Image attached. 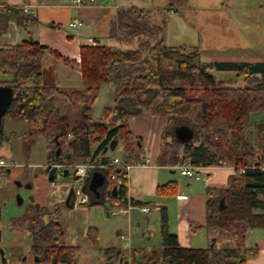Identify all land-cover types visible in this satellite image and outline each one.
I'll list each match as a JSON object with an SVG mask.
<instances>
[{
	"label": "trees",
	"instance_id": "trees-1",
	"mask_svg": "<svg viewBox=\"0 0 264 264\" xmlns=\"http://www.w3.org/2000/svg\"><path fill=\"white\" fill-rule=\"evenodd\" d=\"M167 18L168 11L156 15L136 7L118 10L109 28V38L118 45L80 49L82 90L62 89L45 79L41 59L47 47L26 39L0 48V75L12 77L3 83L14 91L3 117L1 146L6 118L28 120L32 123L31 136L48 135L53 139L48 159L54 162V168L60 167L61 174L71 175L79 165L90 166L85 186L88 206H103L108 212L116 207H138L142 204L128 200L126 166L144 160L140 159L141 141L131 140L129 119L142 117L145 112L161 115L165 121L161 136L166 165L189 160L196 168L227 164L234 170L227 188L207 191L206 225L213 232L245 242L249 231L264 230V122L254 126L261 155H256L245 136L251 114L264 111V63L203 64L196 48L165 43ZM34 21L22 9L4 7L0 11V36L7 33L10 22L26 29ZM53 54L71 65L69 59ZM213 70L235 72L244 85L233 87L219 81L211 74ZM103 85L115 88L114 108L94 120L97 92ZM192 110H196L195 120L188 117ZM180 128L192 132L189 141L177 139ZM118 150L120 163L113 165L117 157L109 153ZM240 170L244 173L239 174ZM96 171L106 178L99 199L89 190L90 177ZM112 175L122 183L112 182ZM54 178L50 177L52 181ZM177 192L174 182L157 189V194L164 197ZM40 210L39 206H28L26 215L18 221L29 233V251L35 263L75 264L82 249L62 244L64 223L50 214L44 221ZM161 232V247L130 250V264H247L259 252L258 247L220 246L219 236L207 249L182 248L177 235L168 229L166 208L161 209ZM87 239L91 246H97L98 229L90 227Z\"/></svg>",
	"mask_w": 264,
	"mask_h": 264
},
{
	"label": "crops",
	"instance_id": "crops-1",
	"mask_svg": "<svg viewBox=\"0 0 264 264\" xmlns=\"http://www.w3.org/2000/svg\"><path fill=\"white\" fill-rule=\"evenodd\" d=\"M76 1L0 0V11L4 7H12L22 9L26 14L35 18V21L26 29H21L14 22H10L7 33L0 36V48L19 44L26 39L47 47L41 59L45 79L62 89L82 90L84 81L80 72L81 47L98 44L116 45L109 42V32L106 29L110 28V23L118 10L136 7L155 13L168 11L165 35L170 32L173 36L174 44L171 47L196 48L200 52L199 59L203 64L264 63V0H181V3L179 0H174L176 4L169 3L168 0H116V4H111L110 0H80L86 5L77 4ZM74 20L78 21V25L71 27L70 24ZM64 26L66 29H63ZM53 51L69 59L71 65L56 58ZM52 68H54L53 76L51 75ZM4 78L7 82L12 79L9 75H4ZM115 98L116 91L113 86H101L97 92L92 118L101 119L106 109H113ZM262 122H264V111L251 114L248 130ZM5 126L7 131L4 132V141H7L12 147L11 151L17 155L18 150L21 152L23 143L29 142L31 138L28 134L31 133L32 123L28 120L10 119ZM164 126V118L151 112H145L142 117L129 119V127L133 134L131 140L141 141L140 159L149 158L151 163L147 165H142V162L133 163L127 171L128 200L140 203L142 206L129 205L126 208L127 212L121 215L112 216L110 214L112 209L118 207L112 208L107 213L112 217L120 216L121 225L115 233L124 236L122 233L126 232L130 237L126 246L121 243L115 244L117 242H113L106 250L99 248L98 245L91 246L87 239V231L90 227H82L79 237L77 233H71V240L67 241L68 226L61 220L64 223L62 239H65L61 243L82 249L75 264H79L81 258L87 253L102 255L107 264V257L113 254L126 257L132 249L161 247L162 208L167 210L168 229L170 233L177 235L180 247L186 249L210 247L211 236L214 233L206 225L207 191L227 188L235 172L232 167L226 166L203 170L199 180L181 176L179 170L181 164L174 166L165 164L161 136ZM32 138L35 139L34 136ZM16 140L19 141V145L21 143L22 145L15 149L16 145L14 147L13 143ZM28 148L29 146L26 150V157L30 155ZM0 159L5 160V158ZM11 163L15 164L13 168L18 165L15 161ZM18 166L21 167V165ZM53 168L54 162L48 159L44 166V176L47 182L45 192L28 181L25 188L33 194L29 206L48 208L50 205L59 208L64 203L70 204L71 201L73 211L80 209V205H76L72 197L73 171L71 175H65L72 179L71 184L66 185L63 181H58L55 186H52L49 170ZM8 172L11 173V170L8 169ZM171 182L177 184V194L159 196L158 187ZM18 185L23 186L20 182ZM20 204H23L22 200ZM145 207L150 209L149 213L142 211ZM59 211L62 215L60 209ZM16 225L13 223L11 230L21 229ZM24 230L27 231L26 228ZM27 234L29 235L28 232ZM258 234L255 244V247L259 248L258 255L249 260L247 264H264V233ZM3 238L9 242L10 246L16 242L15 236L10 235L9 229ZM76 239H79L81 244H76ZM28 250L30 249L25 250L26 253ZM16 263H18L17 260Z\"/></svg>",
	"mask_w": 264,
	"mask_h": 264
},
{
	"label": "rangeland",
	"instance_id": "rangeland-1",
	"mask_svg": "<svg viewBox=\"0 0 264 264\" xmlns=\"http://www.w3.org/2000/svg\"><path fill=\"white\" fill-rule=\"evenodd\" d=\"M173 1L174 0H168L169 3L176 4ZM179 1L181 3V0ZM153 13L157 15V13L159 12ZM63 29H66V26H64ZM106 31L109 32V28L106 29ZM108 40L109 42H112V44L118 45V43L114 40L109 38ZM165 43L170 46L174 44L173 36L170 34V32L169 34L165 35ZM49 66H51V64ZM51 71H53L51 72V75L53 76L54 68H52ZM211 74L214 75L217 80L228 82V84L233 87L244 85V80L239 77L235 72L213 70L211 71ZM4 80V75H0V87L8 86L7 84L3 83ZM195 113L196 110H192L188 114V117L191 120H195ZM9 120L10 118H6L4 121V132L7 131L5 124L8 123ZM19 128L21 129V126ZM30 136L31 133L28 134V137ZM245 136L251 143L256 155H261L262 151L257 140V131L255 127L253 126V128L247 130L245 132ZM34 137L35 139H33L31 136V138H29V142L23 143L21 150L22 154L20 150H18L17 155H15L14 151H11L12 147L8 145L7 141H3L2 146L0 148V158H5V160H7L8 162L15 161L16 164L21 165V167L17 165L16 168H10L11 173L8 172V169H2V177L0 178V264H15L16 260L18 261V263L16 264H36L35 259L29 253V250L27 253L25 251L26 249H30L31 247L30 237L27 234V231L24 230L25 225L22 223H18V221L20 219H23L26 215L31 195L33 196L31 191L25 188L27 186L28 181L32 182L35 187L38 186L40 189H42V191L45 192V186L47 182L44 176V166L48 160L50 143L53 139L51 138V136L48 135H36ZM170 140L171 139L167 137L166 142H169ZM18 142L19 141L16 140V142L13 143L14 147L16 145L15 149L17 148V146L20 147L22 145V143L19 145ZM28 146L30 155L26 157L25 155ZM109 155L113 157H120L121 150H118L115 154L109 153ZM35 178L37 180H35ZM60 181H63V183L67 185L71 184L72 179L62 174V179ZM19 182L23 184L22 187H19ZM72 186L73 185L71 184V187ZM48 192H50V189H48ZM19 199L23 201V204H20L21 201ZM56 209L57 207L49 205L48 208H41L40 211H42V213L44 212V214L42 215L44 221H48L49 214L50 217L52 216L53 218L56 217L60 219L61 217L60 220L64 221L66 226H68L67 230L69 235L67 241L68 239L71 240V233L75 232L79 237V232L82 227L91 226L99 229L98 247L102 248L103 250H106V248L109 247L113 242H117L115 244L121 243L126 246L127 242L130 241V237L126 234V232L122 233L124 236L116 235L115 230H117V228L121 225L119 221L120 216L112 217L107 215V213L109 212L103 206H88V204L86 206L80 205V209L73 211L68 203H64L63 205H61V207H59L62 212V215L59 214V210V212H56ZM13 222L17 224L16 226H20L21 229L11 230V228L13 227ZM8 229L10 235H14L16 238V242H13V246H10L9 242H7L3 238L4 234H7ZM213 233L214 234H212L211 236L212 240L214 238H217L218 236L221 238V241H219L220 246L236 247L240 245L243 247L253 248L255 247L256 238L259 235L258 233H264V230L249 231L246 236V241L242 242L244 244H242L241 241H235L230 237L220 235L219 232L214 231ZM62 238L63 236L60 237V242H63L65 240ZM75 242L76 244H81V241L79 239H76ZM110 257L113 258L110 259ZM105 260L100 254L87 253L86 255L84 254L83 258H81L79 264H106ZM127 261V255L125 257L123 255L113 254L112 256L110 255L107 257V264H126Z\"/></svg>",
	"mask_w": 264,
	"mask_h": 264
},
{
	"label": "built area",
	"instance_id": "built-area-1",
	"mask_svg": "<svg viewBox=\"0 0 264 264\" xmlns=\"http://www.w3.org/2000/svg\"><path fill=\"white\" fill-rule=\"evenodd\" d=\"M116 0H110L111 4H116ZM77 4H85L84 2H81L80 0L76 1ZM86 5V4H85ZM88 5V3H87ZM78 25V21L74 20L70 26L76 27ZM120 163L119 158H115L112 162L113 165H118ZM151 160L149 158H145L144 161L141 163L142 165L150 164ZM15 164L8 162L6 160L0 159V178L2 177V169H10L13 168ZM131 165L126 166V170L128 171ZM226 164H223L221 167H226ZM57 167V173L55 174V178L51 182L52 186H55L58 181L62 179V174L58 171L59 166ZM101 168H105L106 166H100ZM90 166L89 165H79L73 170V183H72V191L74 192V198H75V204L76 205H84L89 203V197L85 192V186H86V178L88 176ZM209 168H196L194 167L189 160L183 161L182 164L179 167L180 174L183 177H187L192 180H199L202 177V171ZM264 171V167L262 168ZM244 173V170H240L239 174ZM111 181L116 184H121V179H118L115 175L111 176ZM144 213H149L150 209L145 207L142 209ZM127 212L126 208H117L112 209L110 211V214L112 216L125 214ZM128 264H130V259L128 256Z\"/></svg>",
	"mask_w": 264,
	"mask_h": 264
},
{
	"label": "water",
	"instance_id": "water-1",
	"mask_svg": "<svg viewBox=\"0 0 264 264\" xmlns=\"http://www.w3.org/2000/svg\"><path fill=\"white\" fill-rule=\"evenodd\" d=\"M14 97V91L9 87H0V147H1V129L3 124V117L9 108V105ZM176 137L180 141H189L192 138V132L188 128H180L176 131ZM57 173V168H53L50 172V177ZM106 178L101 172H94L90 177L89 190L94 193L95 197L99 199L101 193L100 188L104 187Z\"/></svg>",
	"mask_w": 264,
	"mask_h": 264
},
{
	"label": "flooded vegetation",
	"instance_id": "flooded-vegetation-1",
	"mask_svg": "<svg viewBox=\"0 0 264 264\" xmlns=\"http://www.w3.org/2000/svg\"><path fill=\"white\" fill-rule=\"evenodd\" d=\"M87 194V193H86ZM88 195V194H87ZM89 197V196H88ZM90 201V200H89ZM75 203V202H74ZM29 253H30V251H29ZM22 259V258H21ZM25 260H26V258H25ZM25 260H21V261H25Z\"/></svg>",
	"mask_w": 264,
	"mask_h": 264
}]
</instances>
